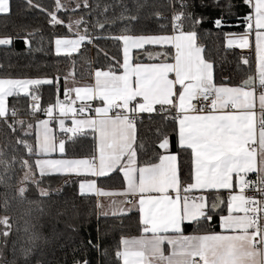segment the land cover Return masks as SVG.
Returning <instances> with one entry per match:
<instances>
[{"label": "snow or ice", "instance_id": "6c2138e0", "mask_svg": "<svg viewBox=\"0 0 264 264\" xmlns=\"http://www.w3.org/2000/svg\"><path fill=\"white\" fill-rule=\"evenodd\" d=\"M25 3L45 14L53 28L66 29L52 41L57 58L71 59L74 65L73 54L91 46L109 63L89 73L90 82L84 84L77 83L74 72L62 77L59 70L54 76L0 77V120L11 136L22 133L24 138L15 143L29 157L19 161L26 169L18 190L21 199H27V185L43 200L52 195L50 185L42 186L46 179L75 176L80 198L95 201L98 222L111 217L123 224L136 214L140 235H121L118 264H264V0H241L239 5L212 0L220 9L215 17L196 10L209 6L204 0L199 5L196 0H168L170 16L154 12L157 30L140 33L125 24L139 19L126 15V6L109 18L111 5L94 15L101 5L90 0H53L52 8L38 0ZM11 7V0H0V14H10ZM238 7L245 11L234 12ZM118 23L124 25L119 34L105 31ZM207 24L217 30L240 29L224 33L226 48L249 52L240 59L250 70L240 83L223 75L217 80L215 61L200 42V33L210 32ZM33 34L23 37L29 48ZM101 40L114 41L122 55L110 56L100 48ZM12 44L11 36L0 38V46ZM43 86L55 93L47 108L38 103ZM21 95L30 99L33 114L42 112L46 119L36 125L17 120L9 98ZM143 114L171 118L175 148L170 136L157 129L154 155L141 160L140 153L148 151L143 141L138 143ZM89 135L90 153L68 158V146ZM57 153L60 158H53ZM185 156L186 173L181 165ZM16 163L0 151V183L11 179ZM117 175L120 188L106 189L103 181ZM11 220L0 217L5 247ZM37 238L30 236L33 242ZM98 240L89 239L88 247L99 252ZM32 255L31 248L22 249L26 262ZM73 264L91 262L85 252Z\"/></svg>", "mask_w": 264, "mask_h": 264}, {"label": "trees", "instance_id": "16d2710c", "mask_svg": "<svg viewBox=\"0 0 264 264\" xmlns=\"http://www.w3.org/2000/svg\"><path fill=\"white\" fill-rule=\"evenodd\" d=\"M39 3L48 8L53 7V0H38ZM99 3L100 9L94 12L99 15L104 5H111L108 17L118 16L128 9L126 15H138L139 19L134 23L125 22L134 32H154L157 30V21L153 18L156 11L170 16L171 9L167 7L168 0H90V3ZM199 5L200 0H196ZM209 5L206 9L197 7V11H204L209 16L215 17L220 14L219 8L212 6V0H204ZM223 3V0H221ZM239 5L241 0H233ZM11 13L0 14V38H13L11 46H0V77L11 76L16 78L54 76L59 70L63 77L72 68L77 80L90 81L89 73L97 67H106L109 63L102 55L98 57L97 49L85 46L82 54H73L75 64L71 59L57 58L54 55V35L64 34L66 29L53 28L47 23V16L30 10L25 0H11ZM244 8L238 7L234 12H243ZM75 19V17H74ZM230 20L232 18H229ZM122 24L115 28L105 29L113 34H119ZM210 32L200 33V42L207 46V56L215 61L216 78L219 80L222 75L231 77L232 83L238 84L250 70L240 63L241 56H249L238 49L225 47L224 33L240 31L237 28L213 29L210 24L205 25ZM34 33L28 37L30 48L23 42L27 33ZM100 48L108 52L110 56L122 55L118 53V45L112 40H101L98 42ZM148 47V46H147ZM254 65V60H253ZM41 100L38 103L41 108H47L55 100V93L49 86L41 89ZM63 97L61 90L60 98ZM10 109L15 107L18 111L17 120H22L33 125L42 118V112L33 114L30 111L31 101L29 98H10ZM157 129L170 136L173 148H175V134L171 118L164 120L161 115L143 114V123L139 124V140L147 147V153H140L141 160L154 155V145L158 141ZM24 138L22 133L11 136L7 133L6 125L0 120V151L7 154V158L15 157L17 163L14 169L10 170L9 176L5 177L4 183H0V217L10 216L12 218V232L5 241L0 236V264H73L74 259H84L85 252L91 264H118L115 251L119 247L121 235H139L137 215L132 214L126 217L123 224L109 217L99 219L94 214V200H83L78 195V178L75 176L55 175L46 179L43 187L51 188L50 198L41 200L32 185H27V199H21L18 190L23 186L21 181L24 178L26 169L21 168L19 161L29 159L22 146H17L15 141ZM30 143H34L35 135L27 137ZM7 145V147H6ZM93 144L91 135L87 139L77 140L68 146L69 157H81L92 150ZM34 159V158H32ZM30 159V163L32 162ZM188 157H183L181 165L186 173L189 170ZM2 171V169H0ZM103 186L119 188L121 178L117 175L113 179L103 181ZM32 201V203H29ZM29 231H25V229ZM99 229V232L97 231ZM191 231L190 229L188 230ZM32 233L38 237L34 242L30 240ZM99 237L100 251L97 252L88 247L87 241L91 239L97 243ZM15 248V254H13ZM31 248L33 255L29 261L22 256V249ZM107 249V255H105Z\"/></svg>", "mask_w": 264, "mask_h": 264}, {"label": "crops", "instance_id": "0c3cea01", "mask_svg": "<svg viewBox=\"0 0 264 264\" xmlns=\"http://www.w3.org/2000/svg\"><path fill=\"white\" fill-rule=\"evenodd\" d=\"M147 47V46H146ZM83 49V48H82ZM239 51H241V52H244V53H249L248 52V50H240V49H238ZM134 51V53L136 52V50H133ZM145 62H147V61H145ZM71 72H74V69L72 68L68 73H71ZM88 82H90V81H80V80H77V83H79V84H84V83H88ZM69 85L71 86V77H69ZM10 99V98H9ZM60 99H63V97H61ZM43 119H46V117L45 116H43L42 118H40L38 121H40V120H43ZM38 121L36 122V124L38 123ZM35 124V125H36ZM52 127L53 128H56L57 126L55 125V124H53L52 125ZM57 135H60V133L58 132V129H57ZM53 158H60L59 157V154L57 153V154H54L53 155ZM68 158H73V157H69L68 156ZM252 176H253V178H254V174H252ZM104 184V183H103ZM106 189H113V188H109V187H106V186H104ZM120 188V187H119ZM115 189H118V188H115ZM104 203H105V205H108L109 203H110V201L109 200H104ZM140 235V234H139ZM139 235H124V236H126V237H128V238H132V237H136V236H139ZM165 247H167V245L165 246Z\"/></svg>", "mask_w": 264, "mask_h": 264}, {"label": "built area", "instance_id": "2783aa9c", "mask_svg": "<svg viewBox=\"0 0 264 264\" xmlns=\"http://www.w3.org/2000/svg\"><path fill=\"white\" fill-rule=\"evenodd\" d=\"M30 111H32V110H31V104H30ZM247 194L251 196V195H253L254 193H253L252 191H249Z\"/></svg>", "mask_w": 264, "mask_h": 264}]
</instances>
